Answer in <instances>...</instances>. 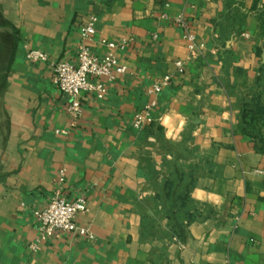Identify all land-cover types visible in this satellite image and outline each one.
Listing matches in <instances>:
<instances>
[{"label":"crops","instance_id":"obj_1","mask_svg":"<svg viewBox=\"0 0 264 264\" xmlns=\"http://www.w3.org/2000/svg\"><path fill=\"white\" fill-rule=\"evenodd\" d=\"M178 15L204 44L196 58ZM82 41L96 55L123 43L124 70L101 98L81 92L72 121L51 63L75 62ZM263 81L264 0H0V264H264V150L238 128ZM181 172L194 219L177 237L156 194ZM54 196L86 200L91 238L40 237L32 210Z\"/></svg>","mask_w":264,"mask_h":264},{"label":"built area","instance_id":"obj_2","mask_svg":"<svg viewBox=\"0 0 264 264\" xmlns=\"http://www.w3.org/2000/svg\"><path fill=\"white\" fill-rule=\"evenodd\" d=\"M175 23L183 29V37L187 43L188 55L196 58L202 53L204 44L198 43L190 31L188 24L182 15L175 18ZM94 33L93 19L89 20L81 28L82 40L89 39ZM108 50L102 55L90 52L88 46L80 43L75 62L60 60L52 62L53 81L57 88L67 97L66 111L72 121H75L82 111L80 93L94 92L96 97L101 98L106 91L104 80H112L115 72H122L124 67L111 52L114 48H123V43L105 42ZM27 57L32 61H47V54L41 50L31 49ZM177 71L182 72L183 63L180 60L174 62ZM171 76L165 75L157 80L152 86V92H159L166 86ZM154 103L146 106L143 111H138L133 116V126L142 128L155 119L152 115ZM86 210V200L79 197L74 201H68L64 197L54 196L42 209L32 210L33 216L38 221V230L41 238H45L58 232H69L78 236L91 238L88 228L79 225L76 221L78 214Z\"/></svg>","mask_w":264,"mask_h":264},{"label":"trees","instance_id":"obj_3","mask_svg":"<svg viewBox=\"0 0 264 264\" xmlns=\"http://www.w3.org/2000/svg\"><path fill=\"white\" fill-rule=\"evenodd\" d=\"M260 83L263 80V68L257 79ZM258 82V83H259ZM264 85V81L262 82ZM238 128L242 133L249 135L256 144L258 150H264V96L261 93H253L248 98L240 101V118ZM178 182L167 179L164 182L163 193L156 194L162 199L167 217L172 221L171 229L174 236L179 237L184 225L194 219L188 211L190 203L189 189L193 184L192 174L187 176L184 172L177 173Z\"/></svg>","mask_w":264,"mask_h":264}]
</instances>
